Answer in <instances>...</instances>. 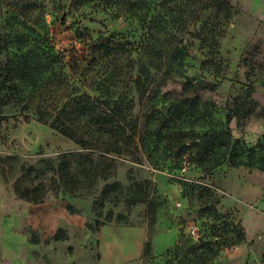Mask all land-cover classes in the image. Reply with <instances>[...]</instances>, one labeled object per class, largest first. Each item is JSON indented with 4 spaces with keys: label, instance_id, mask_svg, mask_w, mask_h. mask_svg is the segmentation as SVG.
I'll list each match as a JSON object with an SVG mask.
<instances>
[{
    "label": "rangeland",
    "instance_id": "1",
    "mask_svg": "<svg viewBox=\"0 0 264 264\" xmlns=\"http://www.w3.org/2000/svg\"><path fill=\"white\" fill-rule=\"evenodd\" d=\"M230 2L233 15L218 25L215 44L206 38L210 25H203L210 1L148 0L145 25L139 14L112 18L90 8L67 9L63 23L62 10L48 2L44 30L67 60L84 55L76 37L79 25L94 37L114 31L131 40L149 36L147 59L163 68L155 73V91L144 106L136 90L130 92L141 126L147 119L148 127L154 125L156 114L146 112L149 100L163 109L197 94L209 112L192 126L195 135L191 132L181 149H168L161 139L134 155L108 152L111 173L95 178L84 175L88 162L82 155L89 148L49 124L8 112L0 120V264H180L167 250L209 236L213 224L228 245L210 264H264V170L227 162L212 167L188 144L206 129L226 128L228 113L234 137L251 145L264 141V0ZM212 44L215 64L207 60ZM177 47L184 57L172 61ZM188 80L197 86L186 92ZM207 83L215 87L205 88ZM65 154L80 179L76 189L58 169ZM113 181L120 183L118 190L103 197Z\"/></svg>",
    "mask_w": 264,
    "mask_h": 264
},
{
    "label": "trees",
    "instance_id": "2",
    "mask_svg": "<svg viewBox=\"0 0 264 264\" xmlns=\"http://www.w3.org/2000/svg\"><path fill=\"white\" fill-rule=\"evenodd\" d=\"M50 1L62 10L63 23L69 11L83 13L90 8L91 11L103 10L112 18L126 19L139 14L145 25L151 10L148 0H0L3 18L0 23V120L17 114L26 120L35 118L89 148L82 155L88 162L83 169L84 175L89 178L99 173L107 177L111 173L112 158L106 156L108 152L134 155L142 147L151 142L158 144L161 139L167 140L168 149L186 146L189 134L195 135L192 126L201 123L200 119L209 112L199 104L197 94L173 101L163 109L149 100L146 112L156 114L151 120L153 127L147 126L149 119L141 126L133 114L135 96L130 95L131 90H136L144 106V100L150 99L155 91V73L163 68L162 62L147 59L149 36L131 40L114 31L100 32L94 37L87 26L79 25L76 37L84 55L67 60L64 53L51 45L44 30ZM209 1L207 5L211 6L213 14L206 17L203 25H210L206 38H211L215 44L220 32L218 25L229 19L233 10L230 0H202L203 3ZM213 44L207 60L215 64ZM183 57V50L177 47L171 60ZM196 86L188 80L184 90L188 92ZM204 87L213 89L215 83H207ZM230 116L228 113L226 128L206 129L198 138L191 137L188 144L195 146L212 167L227 162L232 166L264 170V141L251 145L242 137H234L228 126ZM145 133L153 137L146 139ZM98 152L99 156L95 157ZM101 160L104 164L99 167ZM69 163L70 155L65 154L58 169L76 189L80 179L78 173L71 171ZM119 186L117 181L107 183L103 197H108ZM21 192L31 199L39 197L29 190ZM124 218L122 213L117 215L119 220ZM112 219L109 213L106 220ZM212 226L209 236H200L186 247L179 242L168 249L170 260L178 258L180 264H210L219 250L228 245L221 241L222 236L212 230Z\"/></svg>",
    "mask_w": 264,
    "mask_h": 264
},
{
    "label": "built area",
    "instance_id": "3",
    "mask_svg": "<svg viewBox=\"0 0 264 264\" xmlns=\"http://www.w3.org/2000/svg\"><path fill=\"white\" fill-rule=\"evenodd\" d=\"M193 232L195 231V230H192Z\"/></svg>",
    "mask_w": 264,
    "mask_h": 264
}]
</instances>
